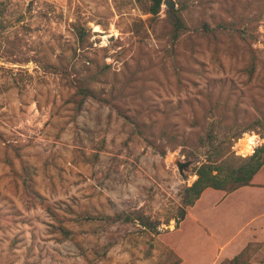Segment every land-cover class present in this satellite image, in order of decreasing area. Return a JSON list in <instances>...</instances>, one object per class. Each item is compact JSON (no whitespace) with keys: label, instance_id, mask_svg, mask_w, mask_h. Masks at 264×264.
<instances>
[{"label":"rangeland","instance_id":"obj_1","mask_svg":"<svg viewBox=\"0 0 264 264\" xmlns=\"http://www.w3.org/2000/svg\"><path fill=\"white\" fill-rule=\"evenodd\" d=\"M152 3L0 0V264H264V182L183 203L264 143V0Z\"/></svg>","mask_w":264,"mask_h":264},{"label":"trees","instance_id":"obj_2","mask_svg":"<svg viewBox=\"0 0 264 264\" xmlns=\"http://www.w3.org/2000/svg\"><path fill=\"white\" fill-rule=\"evenodd\" d=\"M163 0H153L150 11L158 13ZM186 25L179 16L175 20V37L180 31L185 30ZM221 152V151H220ZM264 165V143L248 157H237L235 155L223 156L219 163L208 159L196 170L197 178L185 189L183 203L185 206H192L200 198L207 188L221 190H235L241 186L249 185L255 174ZM186 209H182L180 220L185 217ZM241 255H237L230 260H225L226 264H241Z\"/></svg>","mask_w":264,"mask_h":264},{"label":"crops","instance_id":"obj_3","mask_svg":"<svg viewBox=\"0 0 264 264\" xmlns=\"http://www.w3.org/2000/svg\"><path fill=\"white\" fill-rule=\"evenodd\" d=\"M257 181H259L260 183H263L264 182V165H263V168H261L256 174H255V176L253 177V179H252V183L251 184H249V185H244V186H241V187H239L240 189H238L239 191V193L238 194H236V195H234V197L233 198H236V196H237V198H238V203H245V201H247V200H249V199H252L253 198V196H254V194H253V192H254V190L256 189V188H260L259 186H256V185H253V184H255ZM208 189V188H207ZM206 190V189H205ZM205 190H204V192H205ZM241 190V191H240ZM205 199V198H204ZM233 201H234V199H233ZM209 202H210V199L208 200V199H205L204 200V205H203V208L201 209V211H200V213L201 212H203V214H205L207 217H211V216H208L209 215V212L210 213H212L213 211L210 209V206H208V205H210L209 204ZM224 204V205H223ZM227 204H229V201L227 202V203H225V201H224V203H222V209H220V211H218V212H215V213H218V218L216 219V221H218L219 223H221V224H223V223H227V225H229V223H234L235 222V220H233L232 218H231V214H230V211L232 210V208H230V204L229 205H227ZM225 206V207H224ZM238 209H239V207H238ZM261 210H262V208H260ZM259 209V210H260ZM203 210V211H202ZM234 211V210H233ZM233 211H232V213H233ZM235 212V211H234ZM256 212V211H255ZM250 214H252V210H250V211H246V212H244V214H242V215H246V217H249L250 216ZM254 214V213H253ZM196 214L195 213H193V216H195ZM241 215V216H242ZM199 217V220L202 222V223H204V225L206 226V227H208V233L206 234V232H203V238H204V243H207L209 240H212L213 238H215L216 237V234H215V232H214V230L212 229V227H210L209 225H208V221H206L205 219V217L203 216V215H198ZM197 217V216H196ZM240 217V216H239ZM193 219H195L194 217H192ZM192 219V220H193ZM196 220H198V219H196ZM244 222V221H243ZM242 222V223H243ZM222 227H224V228H226L225 226H222ZM190 234H192V232H190ZM193 236V235H192ZM199 238H202V237H199ZM229 239V238H228ZM227 239V240H228ZM226 242V241H225ZM225 242H222V243H219L218 245L216 244V246H221L222 244H224Z\"/></svg>","mask_w":264,"mask_h":264},{"label":"bare ground","instance_id":"obj_4","mask_svg":"<svg viewBox=\"0 0 264 264\" xmlns=\"http://www.w3.org/2000/svg\"><path fill=\"white\" fill-rule=\"evenodd\" d=\"M260 138V137H259ZM242 143L244 146V150L242 151L243 153H251L258 143V136L257 135H250V134H245V137L241 139ZM240 150V149H239Z\"/></svg>","mask_w":264,"mask_h":264},{"label":"water","instance_id":"obj_5","mask_svg":"<svg viewBox=\"0 0 264 264\" xmlns=\"http://www.w3.org/2000/svg\"><path fill=\"white\" fill-rule=\"evenodd\" d=\"M167 3V1H165ZM168 6H170V4H168ZM189 165V162H178V167L180 169V171L182 172L183 168L188 166Z\"/></svg>","mask_w":264,"mask_h":264},{"label":"built area","instance_id":"obj_6","mask_svg":"<svg viewBox=\"0 0 264 264\" xmlns=\"http://www.w3.org/2000/svg\"><path fill=\"white\" fill-rule=\"evenodd\" d=\"M256 146V145H255ZM254 149V148H253Z\"/></svg>","mask_w":264,"mask_h":264}]
</instances>
